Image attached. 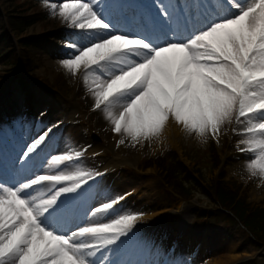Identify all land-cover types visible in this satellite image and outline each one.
I'll return each instance as SVG.
<instances>
[{
    "label": "snow or ice",
    "instance_id": "6c2138e0",
    "mask_svg": "<svg viewBox=\"0 0 264 264\" xmlns=\"http://www.w3.org/2000/svg\"><path fill=\"white\" fill-rule=\"evenodd\" d=\"M51 7L55 10L57 5ZM236 8L239 11L232 17L213 22L186 40L170 38L157 45L144 37L117 34L90 2L67 0L59 4V16L74 29L95 30V38L88 44H69L75 51L62 64L73 73L81 66L86 72L108 73L107 79L97 77L95 81V107L124 101L118 115L109 112L108 116L113 131L123 132L133 141L160 133L170 117L185 129L204 135L215 134L234 115L237 119L257 118L260 122L243 134L264 137V0L247 6L237 3ZM46 136L41 135L39 142ZM247 144L249 151L259 150L248 168L253 175L258 170L264 176V138ZM36 148L33 143L23 155L30 158ZM75 158L70 153L51 155V162L61 165ZM95 178L87 172L36 175L16 186L0 185V264H94L89 257L95 252L129 237L136 215L76 225L69 233L54 227L62 218H70L59 211L58 197L79 196ZM42 182H68L70 186L60 187L39 203L24 195ZM120 199L103 202L92 211L111 215Z\"/></svg>",
    "mask_w": 264,
    "mask_h": 264
},
{
    "label": "rangeland",
    "instance_id": "374dc122",
    "mask_svg": "<svg viewBox=\"0 0 264 264\" xmlns=\"http://www.w3.org/2000/svg\"><path fill=\"white\" fill-rule=\"evenodd\" d=\"M187 1L82 0L85 3L90 2L95 9L102 11L104 18L111 22L117 34L128 33L129 26L132 27L138 21L139 16L144 18V29H150L151 26L148 25L147 21H152L155 25L159 24L160 21L157 20L154 14H158L161 10V16L165 20L173 16L174 11L176 14L193 15V12L197 9L199 10V8L194 7V4L191 5ZM236 1L243 6L255 2V0ZM24 2L25 0H15L12 6L9 0H0V11L4 13L5 9L12 10V14L15 15L18 10V4ZM61 2L67 1L29 0L25 8H28L29 15H35L38 18V22L27 30V35L33 36L34 34H42L46 31L49 32L59 28L74 29L70 26L69 22H66L59 16L58 9ZM52 4L57 5L55 10L52 9ZM204 6L205 11L209 12L212 9L220 15V17H215L216 20L211 21L209 24L220 21L224 17H232L239 11L236 5L222 10L216 7L213 1L209 2L208 6ZM153 7H156V11H154ZM17 13L20 14L18 11ZM154 24L153 26H155ZM6 30L9 31L8 29ZM82 31L88 34L90 39L95 38V30ZM88 43L89 40L85 41L84 44ZM73 52L65 57L62 55L54 57L45 53L41 57L36 58V63L32 67L31 74L36 77L37 81L29 84L31 94L36 102V107L33 110L30 108L29 103L26 102L27 95H21L17 92L6 97L8 87H5V82L8 77L18 76L20 70L18 67L5 66L0 62V127L4 128L0 132V135L1 138L10 142V126L14 124L16 127L14 132L22 140L20 151L15 149L16 154L7 157L6 162L3 160L4 154L0 153V165H3L8 172H12L15 176L23 173V169H25L24 173L32 172V177L29 179L36 175H60L63 174L62 171H65L64 174H69L70 169H74L77 163L88 168L90 164L87 162L83 163L85 161L83 156L88 154L89 150L96 147H98V150L108 147L112 150L111 145L115 144V141L113 143L112 134L106 133L105 123L110 119L108 116L109 112L113 115H118L119 111L122 110L124 101L117 99L111 104H102L97 109L95 107L94 95V89L97 86L95 81L97 77L100 80L107 79L108 73L101 75L100 72L94 69L86 72L83 71V66L77 69L75 73L70 72L63 66L62 61L72 55ZM85 76H87V80H85ZM49 84L57 87V90ZM14 88H18L16 82L14 83ZM259 122L255 117L244 119L241 121L238 131H243L247 127H251L252 124ZM228 124L229 122L221 124L219 130L216 132L218 135L216 133L213 134L211 131L210 133L207 132L204 135H200L182 126L176 142H172L164 136L163 129L158 134L148 138L140 137L136 141H133L131 137L124 133L121 134L128 137V141H131L128 143L127 139H123V144L127 148L123 152V158L128 160L133 167L130 169L121 168L117 172V175L120 172L122 173L115 179L114 186L125 185V188L112 198L108 197L104 201L100 200V204L109 202L114 197L135 188L139 190L138 194L133 196L130 202L119 204L121 205L120 209L126 210L127 215L139 211L144 213L147 210L149 213L153 209H162L161 211L163 212L161 213H166L164 214L165 219H162L163 221L172 220L176 225L179 224L186 230L182 249L177 250L172 255L171 263L169 264H191L188 262V257L198 244L202 248V252L200 256L198 255L194 259L192 264H208L209 262H212V264H264V258L259 260L263 251L254 248L253 243L248 240V234L246 232L245 234L240 226L229 224L226 221L217 222L215 220L193 218L191 209L198 205V198L202 201L201 206L207 202L213 203L211 199L200 194L202 191L199 188L195 186L191 188L194 200L190 202L183 201L182 198L172 193L166 186H162L161 180L157 176L156 168H150L145 171L142 169L141 171L138 167L136 169V166L145 163V159H151L150 157L161 155L168 149H174L178 153L179 159L183 160L187 165L200 168L206 181L209 182L216 178L220 171V169L215 170L212 168V152L209 151L210 135H214V140L216 141L214 143L218 153L224 152L226 148V155H219L223 159L227 158L226 166L223 168L227 173L226 179L241 183L243 191H246V195L249 196V201L256 205H264V176H261L258 170L253 175V171L248 168V164L258 155L259 150L245 152V150H248V141H258L264 137H261L259 134H252L238 137L235 140H231L230 138L226 140L228 137L224 133L228 129ZM69 128L70 132L64 133ZM45 133H47L45 141L39 142L38 138ZM93 133L100 137V142L93 140ZM242 140L245 141L244 144L240 143ZM119 141L117 144H120ZM33 143H37V148L34 153L30 154V158H28L31 165L27 169L24 162L27 157L23 154ZM120 145L123 147L122 144ZM240 148H244L245 150L240 151ZM69 153L76 158L61 165H55L51 162V155ZM77 153H79L78 157ZM109 157L110 155L103 159L106 160ZM1 174L7 176V173ZM144 180L147 181L142 183ZM40 186L46 192L52 194L56 193L58 188L54 182H42L41 185L33 186L29 189V193L24 195L31 197L30 195H32L33 190ZM106 187L110 188L111 183H108ZM102 194H104V191L100 190L96 194V197H101ZM94 207H96L95 201L90 209L84 213L82 219L74 222V225L70 226L66 233L75 230L76 225L90 226L92 221L89 219L92 216ZM148 222L150 221L148 220ZM145 239L135 240L126 248L134 250L132 252H139L140 258L137 261L139 264H160L164 256L163 254L169 249L170 242L164 241L163 247L159 251L161 257L154 259L150 255H145L142 251H139L142 249ZM107 253L109 251L102 248L89 257V259L94 264H101L103 259L107 258L109 260L105 264H116L113 260L115 254L112 253L110 256L104 257ZM124 262L130 263V259L128 258Z\"/></svg>",
    "mask_w": 264,
    "mask_h": 264
},
{
    "label": "trees",
    "instance_id": "16d2710c",
    "mask_svg": "<svg viewBox=\"0 0 264 264\" xmlns=\"http://www.w3.org/2000/svg\"><path fill=\"white\" fill-rule=\"evenodd\" d=\"M15 0H9L12 4ZM28 3L18 4V12L12 14V10L5 9L4 15L0 12V60H7L6 63L11 62V66H17L18 59H21L22 70L28 72L29 66L33 63V59L38 53H45L47 51L46 40L49 37L52 39H60L61 35L55 33L45 35L42 37L29 36L27 37V30L38 22L35 15H29ZM10 29L11 35L6 30ZM32 37V38H31ZM15 39H18L19 50L14 44ZM14 40V41H13ZM20 40V41H19ZM18 53L20 57L18 58ZM28 68V69H27ZM21 85L25 89L27 84L23 78L19 79ZM209 151L212 152V168L218 169L222 164V159L219 157L215 146L209 144ZM171 155L173 162L166 161V158L161 161H155L157 168L162 171L160 177L173 187L178 193L185 197H193L191 187L197 186L202 193L214 202V211H210V217L215 220H238L245 229L252 235L257 246L264 245V207H256L248 202L247 195L241 194L242 184H238L232 180H225L226 173L221 170L219 175L206 181L205 176L200 168L197 166L189 167L183 161L178 159V155L170 151L167 156ZM149 161V160H148ZM145 161L148 166L149 162Z\"/></svg>",
    "mask_w": 264,
    "mask_h": 264
},
{
    "label": "bare ground",
    "instance_id": "6f19581e",
    "mask_svg": "<svg viewBox=\"0 0 264 264\" xmlns=\"http://www.w3.org/2000/svg\"><path fill=\"white\" fill-rule=\"evenodd\" d=\"M105 127H106V133H110V135L112 134L113 136V143L115 141V144H112V150L109 151V147L107 150L103 151V156L106 155L107 153L112 155L111 159H108V163L102 167L100 170L95 171L93 173H89L93 176L96 177L95 179H91L88 181V184H90L88 186V184L85 186L84 191L81 195V203H80V207L77 206V202L79 200V198L77 197H73L71 194H66L68 196L66 197H58V200L61 199L60 201V206L59 209L62 210L61 212L64 211H68L66 214L70 215V218H66V221L71 222L73 219H79L81 220L82 217L84 216V201L85 199H87L91 194L93 193L96 189V187H98L99 185H104L106 183V181H108L110 178L113 177L114 173L116 172V170L120 169V168H126L128 167V165L126 164L128 162V160L124 159L123 156V152L126 151L127 148H125V144H122V146H120L119 144H117V142L120 139H127L126 141H128V137L121 135L123 132L117 134L113 131L114 125H112L111 120H107V122L105 123ZM104 127V128H105ZM182 128V125L177 124L174 119H169L165 126L163 127V134L164 136H166L170 141L172 142H176V138L177 136L180 134V129ZM131 141H128V143H130ZM98 147H96L95 149H91V152L98 153L100 152V150L97 149ZM117 155V157H115ZM93 157H95V155H92ZM86 159H88V156L86 157ZM83 170L82 166H77L75 168L76 172H81ZM90 170V168L88 169ZM99 173V176L97 177L96 174ZM19 181V178H13V179H8L6 181H1L5 186H16V182ZM67 183H63L61 185H59L58 187H62V186H66ZM125 188V185H116L114 186L112 189H110L108 191V193H105L104 198L105 197H109V195H115L117 194L119 191H123V189ZM116 189V190H114ZM135 190V191H134ZM134 193L132 194V196H134L135 194L138 193V189H134ZM132 192V191H129ZM2 194V193H0ZM46 194V191L44 188L38 189L37 191H35L33 193V195L30 197L32 199H34L37 203L41 200V199H49V197L47 198H43V196ZM130 196V195H129ZM131 197V196H130ZM127 198H123V200H125ZM131 198H128V200H130ZM99 200V199H98ZM103 212H94L92 213V216H90V221H93L94 224H96L97 221L100 220V216ZM133 215V213H131ZM125 215V214H124ZM119 215H116L115 218H118ZM153 217H157L155 215H149L146 217V219H152ZM145 219L143 217H137V221L134 223V225H138L140 221H144ZM74 222H78V221H73ZM91 222V223H93ZM146 223V222H145ZM144 226V225H141ZM54 227H56L59 232H64L68 230L67 225H63L60 226L58 225V223L54 224ZM124 239V238H122ZM112 249H114V247H112ZM208 264H212V262H209ZM214 264H218V263H214Z\"/></svg>",
    "mask_w": 264,
    "mask_h": 264
}]
</instances>
